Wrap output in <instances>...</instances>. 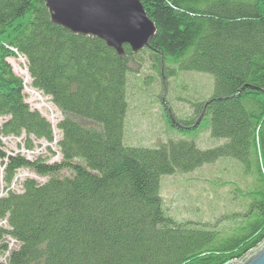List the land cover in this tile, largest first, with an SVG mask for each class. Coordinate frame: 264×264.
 <instances>
[{"label": "trees", "instance_id": "trees-1", "mask_svg": "<svg viewBox=\"0 0 264 264\" xmlns=\"http://www.w3.org/2000/svg\"><path fill=\"white\" fill-rule=\"evenodd\" d=\"M140 1L156 33L121 57L53 23L42 0H0V264H227L264 241V0ZM19 56L32 88L62 115L58 136L27 101L9 61ZM146 63L162 92L176 71L169 66L211 74L214 90L188 115L164 107L182 138L129 146L128 76ZM205 131L225 142L200 149ZM5 139L18 140L17 150ZM223 157L254 175L247 190L230 184L246 201L229 216L233 227L172 218L162 177ZM22 170L46 180L16 178Z\"/></svg>", "mask_w": 264, "mask_h": 264}, {"label": "rangeland", "instance_id": "rangeland-1", "mask_svg": "<svg viewBox=\"0 0 264 264\" xmlns=\"http://www.w3.org/2000/svg\"><path fill=\"white\" fill-rule=\"evenodd\" d=\"M9 61L14 72L24 81L27 101L32 108L40 110L53 123L55 134L58 136L56 125L62 115L50 103L48 97L32 88L26 59L19 56L10 58ZM132 68L136 70L137 66L132 64ZM169 68H175L176 71L166 78L167 84L165 83L163 92L161 88L162 82L164 83L163 78L156 75V71L151 70L148 63L143 65L138 74H129L127 89L128 93L131 90L129 103L131 106L124 127V142L127 145L156 147L169 139L182 138L179 132L168 128L164 118L166 116L164 107H168V115L172 116L173 113L178 115V111H181L182 115H188L193 111L194 104L204 102L212 96L214 77L211 74L181 69L178 66H169ZM158 111H160L159 116ZM2 121L3 119L0 118V125ZM163 135L165 138H161L164 137ZM158 140L159 143H154ZM196 141L198 147L203 150L215 148L225 142L224 139L212 137L209 131L199 133ZM17 142L16 139H5L8 151L17 150ZM58 159L59 157L56 156L52 161ZM1 176L2 166H0ZM28 176L42 182L46 180L26 170L19 172L16 178L21 180ZM219 180L229 183L216 186ZM253 181L254 175L251 171L246 172L240 161L232 157H223L193 172L162 177L160 192L166 210L175 220L202 222L229 230L234 225V221L228 219L229 216L244 213L246 204V201L236 195L235 187L230 184H236L241 189L247 190L254 186ZM13 188L19 189L18 185Z\"/></svg>", "mask_w": 264, "mask_h": 264}, {"label": "water", "instance_id": "water-1", "mask_svg": "<svg viewBox=\"0 0 264 264\" xmlns=\"http://www.w3.org/2000/svg\"><path fill=\"white\" fill-rule=\"evenodd\" d=\"M53 23L74 34L103 40L125 56L124 46L133 52L149 46L156 26L140 0H42ZM227 264H264V241L239 260Z\"/></svg>", "mask_w": 264, "mask_h": 264}, {"label": "built area", "instance_id": "built-area-1", "mask_svg": "<svg viewBox=\"0 0 264 264\" xmlns=\"http://www.w3.org/2000/svg\"><path fill=\"white\" fill-rule=\"evenodd\" d=\"M23 151H24V150H23ZM26 153L31 154L30 152H26Z\"/></svg>", "mask_w": 264, "mask_h": 264}]
</instances>
